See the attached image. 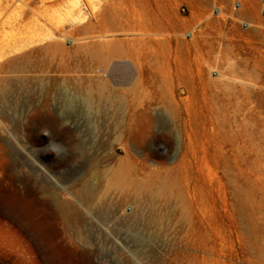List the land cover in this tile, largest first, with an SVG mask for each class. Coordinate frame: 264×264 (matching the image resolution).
<instances>
[{
	"label": "rangeland",
	"instance_id": "374dc122",
	"mask_svg": "<svg viewBox=\"0 0 264 264\" xmlns=\"http://www.w3.org/2000/svg\"><path fill=\"white\" fill-rule=\"evenodd\" d=\"M262 8L0 0V264H202L210 243L242 255L238 198L242 243L264 264ZM95 88L114 96L98 100L102 112L71 111L62 94ZM124 142L130 177L164 185L142 205L164 224L114 213L109 196L85 207L72 195L99 185L93 161L118 167Z\"/></svg>",
	"mask_w": 264,
	"mask_h": 264
},
{
	"label": "bare ground",
	"instance_id": "6f19581e",
	"mask_svg": "<svg viewBox=\"0 0 264 264\" xmlns=\"http://www.w3.org/2000/svg\"><path fill=\"white\" fill-rule=\"evenodd\" d=\"M115 46L116 45H114L113 47L116 48ZM44 91H45L44 98H46L47 93H48V88H45ZM74 93L76 95L73 93L62 92L63 98L66 101L67 106L69 107V109L71 111H77V112L85 111V113H88L90 108H94V107L98 108L99 107V110H101V112H102V107H101V104L98 100H108L109 102H112L114 100V96L111 93V90H109L107 88H95L94 90H89V91L88 90L87 91L82 90V92L75 90ZM1 94H2V92H1ZM114 123L117 125L119 124L117 116H115V118H114ZM122 123H124V122H122ZM150 123H151L150 120H147V122H146L147 127L150 126ZM122 126L124 128L125 134L128 137H130L131 132H132L131 123L127 122L126 124H123ZM123 147L125 148V154H124V156H122L118 159L119 164H118V167L116 165L117 168L111 167L113 165H110L107 167L108 162L105 163L104 165H99V164L97 165V163L93 161L94 168L96 167L97 170H99V171L94 170L96 172L97 176H99V179H100L99 185H93V184H90L89 186L88 185L85 186V184L81 185L82 187L77 189V191L74 189H73L74 190L73 192L71 191L73 197H75L77 199V201L79 200L80 201L79 203L83 204L86 207V206H90L91 204H93V202L95 200L101 201V199L103 197L109 196L112 199L113 198L115 199V203L113 204L114 213H118L119 215H125V216H130V215L134 216V217L139 216V218L143 222H147L149 224H153V223H156L159 225L164 224L166 217L163 213L155 211L154 202H152V201L147 202L148 206H149L148 214H146L142 211L143 210V207H142V205H143V194L147 190H149L151 192L152 196L154 195L157 197H163L166 193L165 190H163L164 185L162 187L160 186L161 188L159 187L158 189L153 190L150 187V185H151L150 181L147 182V181H143V180H138V179H135V176L130 177L132 174V171H131V169L129 170V168L125 167V166H128V162L131 159V155L126 149V143L125 142L123 143ZM112 158H113V156L111 155V156H109L108 159H112ZM124 161H128L127 163H125V166H124ZM99 167H102V168L99 169ZM140 173L143 175L146 174L145 171L140 172ZM136 174L137 173H135V175ZM129 192H131V194H132V200L134 202V206H131L130 211H127V205L125 204V202L129 198ZM51 195H53V193ZM225 203H226V201H225ZM235 204H233V209L234 210L237 209V210L235 212L233 209H231L232 212L230 214H232V216H233L232 222L234 224V228L236 229V233H237L239 242L241 244L240 248L242 249L241 251L243 252V254L241 255L238 253V251L236 252L235 250L234 251L226 250L223 246H221L222 244L218 247L214 243H210L205 249L202 250V252L204 253V255L202 256V264H240V263L252 264V262L248 256L247 250H246L247 249L246 245H245L246 241L244 244L242 243V241L245 239H242L243 237L241 235V232L239 231L240 225L238 224L239 223L238 220L240 218L237 219V216L239 217L240 215H242L243 211L246 212V210L248 209V206H247L248 204L243 203V201H239V198L236 200ZM237 205H239V206L235 208V206H237ZM224 206H227V205L225 204ZM69 207H70V205H69ZM241 210H242V212H241ZM237 212H238V214H237ZM73 218L75 220L79 219V215L77 214V212L73 213ZM223 257L227 258V259L224 260ZM233 259H235L237 261V263L236 262L234 263L233 261H231Z\"/></svg>",
	"mask_w": 264,
	"mask_h": 264
},
{
	"label": "built area",
	"instance_id": "2783aa9c",
	"mask_svg": "<svg viewBox=\"0 0 264 264\" xmlns=\"http://www.w3.org/2000/svg\"><path fill=\"white\" fill-rule=\"evenodd\" d=\"M263 2H264V0H263ZM236 3L237 4H240L239 1H237ZM262 12L264 13V8H262Z\"/></svg>",
	"mask_w": 264,
	"mask_h": 264
}]
</instances>
